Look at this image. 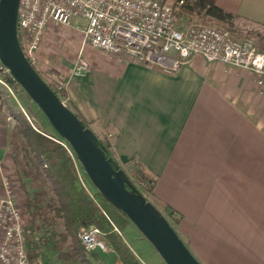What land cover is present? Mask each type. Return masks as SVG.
I'll list each match as a JSON object with an SVG mask.
<instances>
[{"label":"crops","instance_id":"0c3cea01","mask_svg":"<svg viewBox=\"0 0 264 264\" xmlns=\"http://www.w3.org/2000/svg\"><path fill=\"white\" fill-rule=\"evenodd\" d=\"M213 1L233 15L234 35L264 45V0ZM84 59V77L71 75L73 65L56 69L66 102L106 135L120 165L136 161L154 177L151 198L172 211L164 213L196 261L264 264V92L255 75L200 56L172 75L91 47ZM7 155L0 137V197ZM97 253L121 264L111 249Z\"/></svg>","mask_w":264,"mask_h":264},{"label":"built area","instance_id":"2783aa9c","mask_svg":"<svg viewBox=\"0 0 264 264\" xmlns=\"http://www.w3.org/2000/svg\"><path fill=\"white\" fill-rule=\"evenodd\" d=\"M176 10L160 0H19L17 39L30 61L49 24L69 26L73 19H79L83 23L75 28L82 33L81 47L124 54L166 75L176 73L193 56H200L207 64L249 70L264 92V46L251 38L237 37L226 28L210 26L194 15H188L184 22ZM88 71L87 61L78 55L71 75L81 78ZM1 185L0 264H28L25 217L5 173L1 175ZM77 239L86 252L110 250L104 233L96 227L78 233Z\"/></svg>","mask_w":264,"mask_h":264},{"label":"trees","instance_id":"16d2710c","mask_svg":"<svg viewBox=\"0 0 264 264\" xmlns=\"http://www.w3.org/2000/svg\"><path fill=\"white\" fill-rule=\"evenodd\" d=\"M178 2L181 3L178 5ZM175 4L177 15L192 14L217 27L232 28L233 15L217 7L213 0H175ZM0 81L13 90L19 88L1 64ZM48 86L59 99L60 93L64 96L63 90L59 93ZM65 106L94 135L97 147L111 167L123 173L125 188L141 196V192L152 195L154 177L136 161L128 166L120 165L106 135L94 133L68 102ZM10 113L14 123L8 134V154L15 178L25 191L20 207L26 215L24 236L28 264H47L52 253L62 264H106L97 252H86L77 239L78 233L90 227L104 233L106 245L121 264H138L114 231V228L121 231L129 221L97 191L88 193L89 189L78 178L75 163L80 164L68 144L56 135L33 127L22 113L14 109ZM164 211L170 217L173 214L166 207Z\"/></svg>","mask_w":264,"mask_h":264},{"label":"water","instance_id":"95a60500","mask_svg":"<svg viewBox=\"0 0 264 264\" xmlns=\"http://www.w3.org/2000/svg\"><path fill=\"white\" fill-rule=\"evenodd\" d=\"M19 0H0V64L44 115L57 136L72 150L96 191L120 211L153 247L165 264H199L164 217L139 194L125 188L123 173L114 170L96 145L94 135L46 84L25 57L17 39Z\"/></svg>","mask_w":264,"mask_h":264},{"label":"rangeland","instance_id":"374dc122","mask_svg":"<svg viewBox=\"0 0 264 264\" xmlns=\"http://www.w3.org/2000/svg\"><path fill=\"white\" fill-rule=\"evenodd\" d=\"M163 3L177 7L175 0H160ZM192 14H186L181 16V20L184 22L187 21L186 17ZM196 16V15H194ZM197 19H203L197 16ZM204 20V19H203ZM207 22L210 26H216L210 21ZM80 21L74 20V23ZM72 27V28H71ZM82 37L81 33L76 31L73 26V23L69 26L63 25H54L49 24L44 32L40 47L38 51L33 55V58L30 60L31 65L34 67L35 71L38 72L40 78L46 83L51 85L56 91L60 93L63 90L62 80L60 79L58 72L56 71L57 67L67 68L70 65L74 66V63L80 53L81 57L84 58L85 54L88 52L89 47L86 45L81 48ZM264 46V45H263ZM43 62V64H41ZM45 65V67H44ZM72 66V69H73ZM44 69V70H43ZM71 69V71H72ZM61 89L58 90L57 87ZM0 137L6 146L8 147V134L14 123V118L12 117L10 110L14 109L16 112L22 113L26 120H28L33 127L44 131L47 134L52 136H57L56 132L49 125L48 121L36 105L27 97L24 91L19 87L16 90L8 88L0 81ZM60 100L64 105L67 104L64 96L60 93ZM95 130V129H94ZM72 151V150H71ZM76 172L78 178L83 182L84 186L86 185L88 191L92 193L96 191L93 187L85 173L83 172L81 166L75 163ZM2 167L5 169L4 173L7 174L13 185L15 200L20 206L21 201L24 199L25 194L21 186L18 184L15 175L13 173V162L7 155V162H5ZM142 197L155 209V211L167 221L170 225V220L167 218V215L164 213L162 208L157 206L151 195L141 192ZM21 208V207H20ZM25 221L26 215L24 214ZM171 226V225H170ZM115 231V230H114ZM121 239L129 246L142 260L141 264H165L159 255L155 252L153 247L143 238L139 231L133 226L131 222L121 230ZM120 232V231H118ZM117 232V233H118ZM102 261L105 259L101 257ZM47 264H62L56 257L55 253H52L48 257Z\"/></svg>","mask_w":264,"mask_h":264}]
</instances>
